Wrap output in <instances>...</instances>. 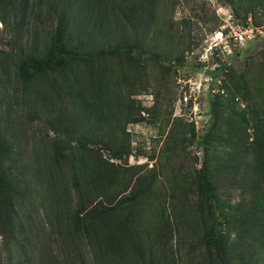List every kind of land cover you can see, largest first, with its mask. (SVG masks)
Segmentation results:
<instances>
[{
	"label": "rangeland",
	"instance_id": "obj_1",
	"mask_svg": "<svg viewBox=\"0 0 264 264\" xmlns=\"http://www.w3.org/2000/svg\"><path fill=\"white\" fill-rule=\"evenodd\" d=\"M116 1L128 12L125 20L113 13L112 4L103 15L102 1L0 0V126L12 146L5 166L16 190L17 226L10 243L0 236V264H41L43 246L58 264H103L92 233L66 234L75 227L72 215L87 200L74 174L91 157L77 143L83 134L103 136L101 131L109 132L103 140L114 138L131 149L120 160L102 150L120 171V183L108 190L111 198L120 197L129 180L134 184L142 177L143 186L154 182L135 204L117 211V219L134 224L125 251L128 264H219L203 242L205 223L193 186L206 157L196 142L207 132L216 219L229 240L231 263L245 264L244 258L254 256L253 264H264V251L254 249L264 225L253 210L255 181L241 171L246 165L237 173L239 163H225L232 140L249 145L253 124L264 115V0ZM61 15L70 43L138 44L140 50L130 58L81 62L24 82L20 58L46 48ZM94 26L106 28L107 35L87 40ZM223 65L217 77L211 73ZM218 94L226 108L216 118L212 102ZM234 106L246 110L242 120L230 116ZM58 117L73 123L76 140L62 164L53 157L59 136L50 125ZM97 140L89 146L97 148ZM244 215L247 222L241 225Z\"/></svg>",
	"mask_w": 264,
	"mask_h": 264
},
{
	"label": "trees",
	"instance_id": "obj_2",
	"mask_svg": "<svg viewBox=\"0 0 264 264\" xmlns=\"http://www.w3.org/2000/svg\"><path fill=\"white\" fill-rule=\"evenodd\" d=\"M98 1L103 2V6L100 8V10L103 11V15L108 16L107 11L111 10L109 4H112L113 13L118 11V16L121 17V20H125L128 16V12L119 6L120 4H118V1L91 0V2ZM250 2L253 4L254 0ZM100 10L99 14H101ZM249 10L251 9H248L246 12L247 15ZM95 34L107 35L106 28L102 26L100 29L95 26L92 27V31L87 32V40L93 38L92 36ZM69 38L67 18L61 15L55 32L52 34L46 48L43 51H32L20 58L18 62L20 78L24 80V82L29 83L33 81L35 77L47 73L63 71L71 66L81 64V62L92 63L116 56H127L130 58L131 53L134 52L135 49L140 50L138 44H133L131 46L118 44L114 46L108 45L99 48H89L81 43L80 45L73 44L72 42L70 43ZM181 60L182 59L179 58V61ZM177 65L181 66L182 64L179 62ZM224 69L225 65L220 66L211 73L217 77ZM243 85H245L244 76H240L238 92L242 93L241 88H245ZM213 90L212 86L208 93L211 94ZM212 105L216 118H218L220 114L223 115V109L226 107L225 104H223L221 95L218 94V97L213 100ZM245 112V109H237L234 106L230 116L242 120ZM58 119H60L58 122L55 123L52 121L50 125L52 131L59 136L58 140L54 143L53 157L58 164H62L64 161L69 160L73 147L76 145V140L73 138L74 136L72 134L74 131L73 123L71 126L69 125L70 122L66 120L62 121L61 117H58ZM253 129L254 136L249 145L240 143L237 140H232V149L225 163H239L238 166H240V169L238 167L237 173L243 171L254 179L256 188L252 191L254 196V206H252L253 210L264 220V191L260 189V185H264V115L262 118L256 119L253 124ZM101 132L103 136L107 135V133L109 134V132ZM193 135H196L195 131ZM211 135L210 132L204 133L196 142L198 145L204 147L206 150V157L193 178V186L200 195L199 209L202 215L201 218L205 223L203 242L207 247L213 250L212 260L217 261L219 264H232L229 254V240L216 219L215 199L217 197V187L211 175L212 159L208 157V148L212 145ZM103 136L100 134H83L82 139L77 143V147H79L80 150H84L83 154L85 155L88 153L91 157L90 164L86 162L85 158V163L83 164L84 169L74 174L75 185L78 187L79 192L84 193L87 200L85 203L81 204V207H79L78 210L76 209L74 215H72L75 227L69 229L66 234L68 236L77 237L85 235L86 232L92 233L91 235L98 252H103L99 253L103 255V264H128L125 251L129 244L128 240L133 238L132 235L135 233L133 230L134 224L131 219H117V211L123 205L135 204L143 195L151 191L154 182L149 181L147 185L143 186L141 181L142 177L136 178L134 184L133 179L129 180L125 183L126 189L122 192L121 196L119 195L120 197L111 198L108 190L120 183V171L115 167V162L108 161L104 158L102 150L103 148L105 150L109 149L111 159L120 160L124 157L127 159L131 154V149H127L124 145L118 144L114 138L103 140ZM97 139H100L101 144L98 145L97 148H91L89 144H97ZM11 153V143L5 139L0 126V236L4 239L6 244L10 243V239L14 237L17 232V226L14 220V214H16V190L14 182L11 179L10 169H7L5 166V161L10 158ZM98 157L100 158L98 159ZM240 164H244L246 167L242 169L243 166ZM129 189V193H126ZM95 194L98 196L101 194L103 195L99 198H95L93 196ZM108 203L111 206H108ZM245 215L239 218L241 219L239 220L241 225L247 222V220L244 219ZM167 229L168 225L165 224L163 231ZM136 245L139 249L138 253L140 254L141 244L136 242ZM248 246H252V244L247 245V248H249ZM42 249L43 253H41V257L43 259H41V264H58L57 258L52 256V253H50L51 251H45L44 246ZM254 249L264 251V225L263 233L260 236L258 244L254 246ZM140 258L142 262L145 261V254H140ZM244 261L245 264H253L254 256H251L248 260L244 258Z\"/></svg>",
	"mask_w": 264,
	"mask_h": 264
},
{
	"label": "built area",
	"instance_id": "obj_3",
	"mask_svg": "<svg viewBox=\"0 0 264 264\" xmlns=\"http://www.w3.org/2000/svg\"><path fill=\"white\" fill-rule=\"evenodd\" d=\"M214 91V90H213Z\"/></svg>",
	"mask_w": 264,
	"mask_h": 264
}]
</instances>
